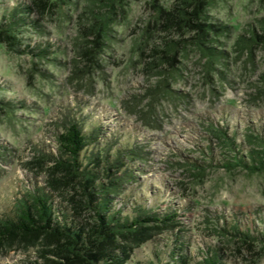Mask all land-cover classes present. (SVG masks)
Listing matches in <instances>:
<instances>
[{
    "label": "rangeland",
    "instance_id": "1",
    "mask_svg": "<svg viewBox=\"0 0 264 264\" xmlns=\"http://www.w3.org/2000/svg\"><path fill=\"white\" fill-rule=\"evenodd\" d=\"M194 1L204 15L187 25L178 12ZM101 2L0 0V217L47 187V156L75 118L95 130L87 150L137 152L123 158L134 177L115 209L177 214L148 232L128 264L169 260L176 239L190 264L215 249L225 264H264V170L224 167L234 151L217 135L234 137L246 156L260 147L248 135H264V38H250L264 37V0ZM198 23L227 27L208 28L205 41L223 59L209 62L196 47ZM9 247L0 264L28 255Z\"/></svg>",
    "mask_w": 264,
    "mask_h": 264
},
{
    "label": "trees",
    "instance_id": "2",
    "mask_svg": "<svg viewBox=\"0 0 264 264\" xmlns=\"http://www.w3.org/2000/svg\"><path fill=\"white\" fill-rule=\"evenodd\" d=\"M98 1L110 6L114 0ZM193 4L192 11L181 9L178 12V19L187 25L204 15L199 1ZM93 17L100 27H107L106 16ZM207 26L222 34L227 29L223 25ZM6 27L7 24L3 32L10 37ZM195 27L199 32L194 37V43L209 57V62L223 59L222 50H216L205 42L210 32L208 28L201 23L195 24ZM253 32L251 41L264 38ZM45 51L40 49L38 54L44 55ZM154 52L157 53L156 48ZM84 129L75 118L65 124L64 130L57 134L58 153L47 156L52 163L47 187L41 185L29 189L16 201L11 211L0 217V247L7 248L15 241L17 250L28 254L18 264H128L138 245L144 239L149 240L151 235L148 232L157 229L159 222L168 224L177 216L174 211L164 215L151 212L142 204H139L138 213L132 218L115 209L112 203L116 195L134 177L123 158L137 155V152L127 149L123 153L117 149L114 154H110L108 150L97 146L89 151L87 148L93 143L95 130ZM217 135L234 151V160L226 159L224 167L240 165L250 172L264 170L262 133L248 135L249 143L260 147L252 145L247 156L237 151L240 144L234 137L227 140L224 138L225 133L220 131ZM56 197L64 198L65 203L57 201ZM149 222L155 225H149ZM243 235L250 237L246 233ZM169 253V260L151 264H190L178 239ZM202 264L225 263L215 249L210 254L209 251L206 253Z\"/></svg>",
    "mask_w": 264,
    "mask_h": 264
}]
</instances>
